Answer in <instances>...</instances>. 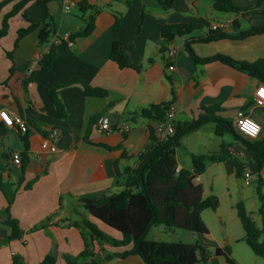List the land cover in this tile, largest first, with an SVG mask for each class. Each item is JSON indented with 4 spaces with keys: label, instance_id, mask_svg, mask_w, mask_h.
I'll return each instance as SVG.
<instances>
[{
    "label": "crops",
    "instance_id": "crops-1",
    "mask_svg": "<svg viewBox=\"0 0 264 264\" xmlns=\"http://www.w3.org/2000/svg\"><path fill=\"white\" fill-rule=\"evenodd\" d=\"M81 1L98 6L100 12L94 31L72 43L71 54L66 52L59 37L43 44L38 30L25 35L15 49L19 29L29 25L24 13L34 20H41L46 14V8L36 0L10 18L9 32L0 44V109L20 113L30 121V146L26 151L23 134L0 119V210L11 203V214L19 221L22 232L20 239L0 245V264H13L16 255L28 264H39L48 254L56 256V264H67L66 254L78 255L83 251L85 244L80 230L65 219L91 218L84 210L83 197H99L121 189L119 182L125 181L126 168L137 164L138 155L151 141L150 127L158 122L136 114L144 107L173 99L170 78L176 92L172 107L175 121L192 120L203 112L204 107L220 105L219 114L229 119L234 127L237 128L238 115L243 112L260 122L262 132L256 139L243 134L238 138L232 132L219 135L216 123L211 121L185 135L177 149L179 168H191L195 154L220 153L225 148L227 153L246 163V170L251 169L253 182L247 185L242 178L245 186L242 189L234 162L209 161L205 173L196 181L204 185L205 196H219L220 206L213 211L225 230L224 235H215L204 217V210L202 216L210 234L157 225L150 229L148 238L199 241L213 253L206 264H264V258L246 242V231L237 210V203L244 200L248 210L253 211L249 205L253 191L247 187L256 183L257 196L259 187L264 193L261 182L264 167L260 170L258 163L252 161V152L243 140L264 139V82L219 60L196 62L187 49L188 39L210 33L217 23L228 22L229 25L222 29L231 34L263 24L264 2L258 5L259 0H235L240 6L251 9L243 14L218 11L213 0H175L169 9L160 0H53L48 3V10L55 19L60 37L68 39L72 31L86 25ZM15 2L8 3L0 12V28ZM67 4H70L69 11L65 9ZM116 16L121 22L118 39L129 48L130 57L140 70L121 68L111 59ZM186 22L202 26L163 45V27ZM50 47H55L58 52L53 68L24 85V80L41 68L40 59ZM193 47L200 57L225 54L239 60L256 61L264 58V32L243 39L195 41ZM8 51H14L13 60ZM74 80L79 81L72 82ZM68 82L72 83L60 87L59 93L69 115V127L60 118L50 95L52 86ZM84 83L107 89L108 94L87 95ZM104 114L110 115L115 130H101L100 118L96 119L89 134L90 141H86L91 119ZM32 121L48 132L52 127L60 129L57 151L43 150L44 135ZM127 124L128 129H120ZM227 133L233 136L232 139H224ZM181 148L188 160L181 156ZM24 152L27 153L26 162L23 161ZM17 155L22 156V165L15 162ZM209 173L212 178L206 184L205 176ZM259 206L260 201L257 204L254 201L258 213ZM49 216L52 219L47 226L36 228ZM97 223L110 236L122 239L118 230L101 221ZM258 224H262V217ZM10 233L11 228L0 220V242ZM95 246L98 264H147L138 254L119 255L131 250L133 243L96 242ZM224 246L231 247L235 263L214 254L217 247Z\"/></svg>",
    "mask_w": 264,
    "mask_h": 264
},
{
    "label": "trees",
    "instance_id": "trees-1",
    "mask_svg": "<svg viewBox=\"0 0 264 264\" xmlns=\"http://www.w3.org/2000/svg\"><path fill=\"white\" fill-rule=\"evenodd\" d=\"M30 1L32 0H3L0 2V12L8 3L15 2L13 9L5 15L2 27L0 28V44L2 38L9 32L10 18L22 11ZM50 1L53 0H36L39 5L46 8V14L41 20H34L29 14L24 13V17L29 22V25L19 29L15 49L25 35L38 30L39 38L43 44H48L54 37H59L66 52L71 54V44L80 37L90 35L96 28V18L100 12V8L96 5L88 4L86 1H81L79 4L83 8L84 12L82 16L86 25L83 28L72 31L68 39L60 37L55 19L48 10V3ZM160 1L166 9L171 8L175 2V0ZM213 2L214 8L222 12L247 14L251 11L249 7L240 6L235 0H213ZM262 2L264 0H259L258 5ZM261 14L264 15V11ZM120 23V17L116 16L112 28L114 40L111 59L118 63L121 68L140 70L141 67L131 59L129 48L125 47L118 39ZM201 26L196 22L166 24L162 29V43L163 45L171 43L177 36L191 34L201 28ZM262 32H264V22L259 26H252L249 30L241 31L238 34H231L221 29H212L206 35L188 39L187 49L196 62L219 60L240 70L247 71L250 75L264 82V58L248 61L239 60L225 54L200 57L193 47L195 41L211 42L221 38L243 39ZM164 48L165 46L162 47V49ZM13 54L14 51H8V55L12 60ZM57 55V49L50 47L40 59L41 68L26 78L24 85L27 86L31 81H34L38 74L50 71L53 68ZM77 81L79 80L72 82ZM72 82L59 84L50 88V95L60 118L65 121L68 127L70 126L68 122L69 115L60 97L59 88ZM170 83L173 94L171 101L144 107L136 115L153 120H166L168 111L172 109L176 97L174 82L171 78ZM84 86L87 95L106 96L108 94L107 89L95 87L88 83H84ZM202 110L203 112L192 120L185 122L175 121V133L164 141L160 140L155 134L154 125L151 126V141L145 150L138 155L137 164L126 168L124 173L126 179L123 182H119L121 189L99 197H83L81 199L84 210L91 218L80 216L65 220L68 221L69 225L76 226L80 230L85 247L78 255L66 254L67 264H98L99 261L95 259L96 242H107L112 245L133 243L131 250L121 252L119 255L138 254L147 264H206L208 262L213 253L199 241L188 243L182 241L151 240L148 238L150 229L157 225H165L171 230L181 228L201 234H210V228L204 220L202 213L207 208L217 210L220 206V198L216 194L205 196L204 185L196 181L198 177L205 173L209 161H232L237 167V177L245 178L246 163L239 158L233 157L232 153H227L225 148L220 153L195 154L192 158L191 168H179L177 149L182 138L188 133L199 129L203 124L211 121L215 122L216 132L219 135L224 134V132H232L238 138L242 136L241 131L234 127L229 119L219 114L222 110L220 105L204 107ZM99 118L100 115L91 119L85 136L86 141H90L89 134L91 127L96 119ZM27 122L28 129L22 133L26 151L29 150L30 146V121L27 120ZM32 124L44 136L49 134L47 130L41 129L36 122L32 121ZM243 140L252 152V161L257 162L261 170L264 167V139L250 140L243 138ZM106 147L109 149L114 148L111 146ZM23 161H27V153L25 152ZM261 182L264 183L262 176ZM258 196L260 201L258 211L262 217L261 225L254 219L244 200H240L237 203V210L246 231V242L257 255L264 258V193L260 187ZM10 208L11 203L4 210H0V220L11 228V233L0 242V245L22 237L19 221L12 216ZM51 219V216L47 217L36 225V228L47 226ZM97 221H101L121 232L123 235L122 239H116L107 234L100 228ZM214 254L224 256L230 263L236 262L231 256L230 246L217 247ZM56 262V256L48 254L39 264H56ZM13 264L28 263L16 255L14 256Z\"/></svg>",
    "mask_w": 264,
    "mask_h": 264
},
{
    "label": "built area",
    "instance_id": "built-area-1",
    "mask_svg": "<svg viewBox=\"0 0 264 264\" xmlns=\"http://www.w3.org/2000/svg\"><path fill=\"white\" fill-rule=\"evenodd\" d=\"M65 9L69 11L70 4H67L65 6ZM229 23H223V24H214L212 29H221L224 27H227ZM174 66L171 65V68ZM0 119H2L5 123L10 124L14 127H16L21 133H24L28 129V122L27 119L20 113L13 114L11 111L7 108L0 109ZM99 127L103 131H113L115 130V126L112 122V118L108 114H104L99 119ZM237 128L239 131H241L242 134H244L246 137L250 139H256L260 136L262 132V125L260 122H258L253 117L240 112L237 118L236 122ZM129 125H125L123 128H120L121 130L128 129ZM155 128V134L157 137L164 141L167 140L170 136H172L175 131V111L172 108L168 111L167 118L164 121H159L154 125ZM61 136L60 129L57 127H52L49 130V134L47 136H44L42 141V148L45 151L49 152H55L58 150V145L56 143V140H58ZM15 162L19 165H22V156L17 155L15 157ZM253 174L251 169H247L245 173L244 181L247 185H251L253 180Z\"/></svg>",
    "mask_w": 264,
    "mask_h": 264
},
{
    "label": "rangeland",
    "instance_id": "rangeland-1",
    "mask_svg": "<svg viewBox=\"0 0 264 264\" xmlns=\"http://www.w3.org/2000/svg\"><path fill=\"white\" fill-rule=\"evenodd\" d=\"M76 11H75L76 13H79V9H76ZM232 137L233 136L230 133H227L225 135L224 139L230 140V139H232ZM180 151H181L180 153L182 154L181 156L185 160H188V157L184 154L185 151L183 150V148H181ZM189 162H190V159H189ZM211 178H212L211 174L210 173L207 174V176H205V180H204L205 183L209 184V182L211 181ZM238 179H239L238 181H239L240 187L242 189H244L245 186L242 185V181H241L242 178H238ZM256 187L257 186H256V183H255V184H253V186L247 187V189H251L253 191V194L250 197L251 199H249L250 210H253V211H251V214L260 223L261 222V216L256 211V208H254V201L256 202V204L259 203V199H258V196H257V193H256ZM204 217L206 218L207 222L210 224V226H211V228H212V230H213V232L215 233L216 236L220 237V236L224 235L225 230H223L222 226L219 224L218 218L215 216L213 209L207 208L205 213H204ZM241 229H243L242 225H241ZM185 231H187V230H185Z\"/></svg>",
    "mask_w": 264,
    "mask_h": 264
}]
</instances>
